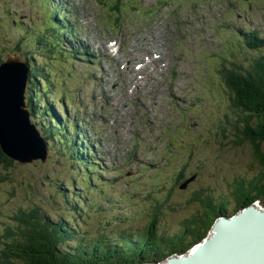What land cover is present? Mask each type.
Wrapping results in <instances>:
<instances>
[{
	"label": "rangeland",
	"instance_id": "obj_1",
	"mask_svg": "<svg viewBox=\"0 0 264 264\" xmlns=\"http://www.w3.org/2000/svg\"><path fill=\"white\" fill-rule=\"evenodd\" d=\"M52 1L67 8L69 24L77 25L76 36L86 39L98 54L93 66L103 64L104 81L91 80L92 71L82 60L63 62L60 56L47 57L38 47L39 39L33 45L32 38L47 22L46 10L38 0H0V69L6 58L10 59L5 61V64L9 61L6 66L17 74L22 65L21 88L22 85L25 88L29 69L48 64L50 95L55 100L71 103V111L82 113L85 127L89 129V140L98 143L94 156L98 168H93L91 174L87 217L84 225H75L79 232L85 231V237H97L98 233L116 235L123 230L145 234L149 219L143 216L150 212L152 190L164 185L171 187L179 172L185 178L192 174L197 178L186 190L176 188L172 191L168 206L173 211L162 210L158 232L165 230L171 235L180 232L181 223L199 210L197 202L188 204L195 192L204 190L227 197L226 185L235 175L246 178L259 175L258 179L264 182V164L253 157L247 143L237 144L235 131L224 127L234 123L235 117L214 71L216 50L226 36L221 30L223 24L230 23L236 30H256L264 36V0H231L236 7L225 16L222 14L223 0H176L172 5L153 10L148 16L140 14L129 0H122L117 22L121 30L111 35L98 34L93 23L101 30L105 25L115 24L101 16L104 13L118 15L113 0H106L101 8L94 0ZM135 1L138 7L154 4L153 0ZM114 37L118 40V57L111 60L102 52L106 50V41ZM78 42L74 36L71 42L64 40L61 48L67 49ZM132 49L137 51L136 57L159 50L162 65L150 66L142 80L119 71L118 64ZM261 55L264 54L249 51L238 60L247 64ZM173 69L177 72L176 79L171 77ZM14 78L0 79V101L3 100L2 106L6 109L5 117H15L19 125H24L21 92L17 93V88L12 93L2 92V87ZM92 83H95L94 90L89 88ZM37 84L42 86L43 82L37 80ZM31 85L29 82L27 88ZM26 92L28 97V90ZM56 110L62 117L59 106ZM1 121L3 115L0 113ZM164 132L171 136L170 152ZM25 133L33 141L32 133ZM137 140L139 147L145 148L148 154L141 153L130 161L126 154ZM35 143L40 151L36 137ZM15 148L21 153L25 151L23 143L18 142ZM261 150L264 154V144ZM164 156H168L169 162ZM48 157L50 160L44 164L34 162L35 167L16 164L19 168L11 170L10 179L18 188L0 183L2 210L8 213L16 206L26 207L28 202L35 200V194L54 191L49 187L39 188L35 180L49 178L68 182L65 172H71L68 162L55 152L49 153V145ZM24 159L29 158L24 156ZM23 171L30 177V184ZM126 172L131 173L130 177H126ZM260 185L264 188V183ZM30 186L33 190H29ZM91 190L96 191L91 193ZM166 195L165 191L154 194L156 200ZM262 204L257 205L264 210V200ZM98 206L102 210L96 209ZM234 207L229 205L231 210ZM48 212L53 216H70L66 209L48 208ZM74 240H81V236ZM70 246L75 248L72 241Z\"/></svg>",
	"mask_w": 264,
	"mask_h": 264
},
{
	"label": "trees",
	"instance_id": "obj_2",
	"mask_svg": "<svg viewBox=\"0 0 264 264\" xmlns=\"http://www.w3.org/2000/svg\"><path fill=\"white\" fill-rule=\"evenodd\" d=\"M53 27L56 28L55 25ZM39 46L41 50L47 47L45 37L39 38ZM261 48H264V40L256 43V49ZM6 60L1 66L7 64L4 63ZM32 68L34 70L30 68L27 77L35 87L28 89V84L26 85L25 92L28 90V97L25 95L24 110L29 111L28 124L40 142L44 159H36L31 163H21L14 159L3 145L0 124V183L12 184L18 188L10 179L11 170L19 168L16 167L17 163L35 167L33 164L36 161L40 164L48 162V145L49 153L55 152L59 158L67 161L71 172L65 171L68 174L67 183L60 179L35 180L39 188L49 187L54 191L49 194L39 192L35 194V200L28 202L26 207L16 206L8 213H3L4 221L2 220L0 227V264L160 263L167 261L172 255H184L193 245L202 243L212 231L217 218L231 217L255 202L263 206L264 188L260 183L264 182L258 179L259 175L251 178L235 175L226 185L227 197L204 190L193 193L188 204L197 202L199 210L181 223L182 228L177 234L171 235L165 230L158 232L162 210L167 208L173 211L168 206V198L173 190H167L166 198L151 202L148 216H143V219H149L145 234L123 230L116 235L98 233L97 237H85L87 233L79 232L77 226L78 223L84 225L87 217V193L91 183L89 175L80 172L84 167H90V159L86 155L91 152V147L87 149L82 145L87 138L82 129L71 130L67 120L59 119L52 109L56 102L47 87V78L51 72L48 64L44 67L34 65ZM215 69L222 90L228 97V107L235 117L234 123L223 126L235 131L237 144L241 146L247 143L253 157L263 165L261 145L264 144V55L247 64H240L239 67L232 62L218 63ZM39 70L41 72L38 75ZM37 80H41L43 85L39 86ZM181 180L182 177L176 179L175 187ZM27 181L30 184L29 176ZM29 190H33V187L30 186ZM229 205H234V209H229ZM48 208L66 209L70 216H53ZM77 236H81V240L75 241ZM71 241L75 248L70 246Z\"/></svg>",
	"mask_w": 264,
	"mask_h": 264
},
{
	"label": "water",
	"instance_id": "obj_3",
	"mask_svg": "<svg viewBox=\"0 0 264 264\" xmlns=\"http://www.w3.org/2000/svg\"><path fill=\"white\" fill-rule=\"evenodd\" d=\"M26 73V72H25ZM25 83V82H24ZM23 90H24V85H22V91L21 92V112L23 114L24 118V125H20L21 129L23 132H30L32 133V129L30 125L28 124V114L27 111L24 110L25 104L23 101ZM19 93V92H18ZM17 122V121H15ZM18 123V122H17ZM3 135L2 136V141L3 145L6 150L14 157V159L20 161L21 163H31L33 160L36 159H44V154L41 150L40 146V151H33L31 150L30 153L28 152H18L16 151L15 145L12 144V138L10 137V132L13 133L15 130V126H10L7 122H0ZM5 132V133H4ZM8 133V134H7ZM26 135V133H25ZM27 137V136H26ZM29 140V139H28ZM38 152V153H37ZM24 154H29L28 156ZM42 154V155H41ZM25 157H28L29 159H24ZM39 156V157H38ZM195 179V176H192L188 180H186L183 184L179 186V189L183 190L187 187V185L192 182ZM242 212H248V209L243 210ZM252 214L254 212L252 211ZM221 220V219H220ZM264 222V219H261L256 222L254 226L259 225L260 222ZM224 226L226 222L223 220L220 221ZM231 222V223H230ZM238 221H233L231 219L229 221V227L226 229H222L225 227H221L220 229H216V225L214 228H212L215 232L216 237L213 239L211 236L208 239H205L202 243L197 244L194 248H192L191 251H193L191 254L190 252L184 256H176L172 255L169 257V259L165 262H160V263H154V264H173L174 262H177L176 264H198V263H203V262H209L216 258L224 249L230 244L234 243L233 237L236 236L235 233H227V230H231L235 224H237ZM256 228L249 227L247 230L244 232H240L241 229L238 230V233L240 234L237 242H240L242 246L241 254H240V264H264V234L260 235L256 233ZM219 232H222L221 235H219ZM227 238L226 243L224 242V239ZM213 239V240H212ZM212 240V241H211ZM214 246L213 253H210V247Z\"/></svg>",
	"mask_w": 264,
	"mask_h": 264
},
{
	"label": "bare ground",
	"instance_id": "obj_4",
	"mask_svg": "<svg viewBox=\"0 0 264 264\" xmlns=\"http://www.w3.org/2000/svg\"><path fill=\"white\" fill-rule=\"evenodd\" d=\"M6 59L8 60L9 58H6ZM9 61H10V59H9ZM9 61H8V63H9ZM6 65L1 67V69H0V79L8 80V79L13 78V77H15V78L12 79V81L9 84H6V85H4L2 87V92L3 93H12L14 88L15 89L17 88V93H18V92H20L22 90V88H21V81H22L21 71L23 69V66L22 65L20 66V74L19 73L17 74V73H15V71L11 70ZM4 73H5V75H7L6 78H5V75H3ZM2 101L3 100L0 101V113L3 115V122H7L10 126H13L15 121H16V119H15V117H12L11 119H8L7 117H5L6 109H4V107L2 106V103H3ZM9 134H10V137L12 138V144L16 145L18 142L20 144L21 143L24 144L25 151H23V152L30 153L31 150H33V151H37L38 150L39 151V147L35 143V136H34L33 132H32L33 141L28 140V138L26 137L25 133L21 129L20 125H18L16 123L14 132L13 133L10 132ZM16 148H14V149L16 151H18ZM24 155L28 156L29 154H24ZM257 204H259V203L255 202V204H253V205H251L249 207H245L243 209H240V211H237L231 217H228V218H226V217L217 218V220L214 223V226L216 225V229L217 230L220 229L221 227H225V228H222V229H226L227 227H229V221L231 219H233L234 222L238 221L237 224H235L231 230H227V233H235L236 234V236L233 237L234 243L228 245L227 247H225V249L216 258H214L213 260H211L209 262L198 263V264H240V254H241L242 246H241L240 242H237V239H238V237L240 235L238 233V230L241 229L240 232H244L245 230H247L251 226L253 228H256L255 230H256L257 234H260V235L264 234V222L261 221L259 223V225L254 226L257 221H259L261 219H264V210L262 209L263 207H261V206L259 207ZM245 209L246 210L248 209V212H242ZM252 211L254 212V214H252ZM222 220L224 222H226L225 223V224H227L226 226H224L220 222ZM214 226H213V228H214ZM214 232L215 231L212 229V232H211L210 236L206 237L205 239H208L211 236L214 239L216 237ZM221 234H222V232H219V235H221ZM226 241H227V238L224 239L223 243H226ZM213 249H214V246L210 247L209 252L213 253ZM189 252L191 254L193 251L190 250ZM187 254L184 253V255H186V256H187ZM184 255H177L176 254V256H184ZM176 263L177 262H174L173 264H176Z\"/></svg>",
	"mask_w": 264,
	"mask_h": 264
},
{
	"label": "flooded vegetation",
	"instance_id": "obj_5",
	"mask_svg": "<svg viewBox=\"0 0 264 264\" xmlns=\"http://www.w3.org/2000/svg\"><path fill=\"white\" fill-rule=\"evenodd\" d=\"M170 187H166V189H169ZM94 191H96V190H91V193H94ZM153 192H152V194H150V200L151 201H155L156 200V197L154 196V194H156V191L155 190H152ZM93 208V205H91V209ZM96 209H98V210H102V207L101 206H98Z\"/></svg>",
	"mask_w": 264,
	"mask_h": 264
}]
</instances>
